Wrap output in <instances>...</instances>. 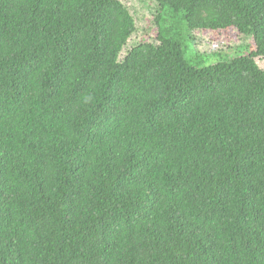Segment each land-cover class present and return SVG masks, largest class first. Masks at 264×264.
<instances>
[{
	"label": "trees",
	"instance_id": "16d2710c",
	"mask_svg": "<svg viewBox=\"0 0 264 264\" xmlns=\"http://www.w3.org/2000/svg\"><path fill=\"white\" fill-rule=\"evenodd\" d=\"M143 1L0 0V264H264V0Z\"/></svg>",
	"mask_w": 264,
	"mask_h": 264
},
{
	"label": "rangeland",
	"instance_id": "374dc122",
	"mask_svg": "<svg viewBox=\"0 0 264 264\" xmlns=\"http://www.w3.org/2000/svg\"><path fill=\"white\" fill-rule=\"evenodd\" d=\"M124 2L131 10L133 11V15L136 16V22L138 26L137 38H149L152 41L155 38L156 27L151 29V32H144V30L150 26L153 20V16L150 11L143 6V0H121ZM201 43L205 42V47H210V49H226L228 47H238L244 43L245 38L240 36L237 31L229 30V31H217V32H205L200 33L197 36ZM252 44V40L250 41ZM134 42H130L129 46ZM258 65L261 69L264 70V59L258 58Z\"/></svg>",
	"mask_w": 264,
	"mask_h": 264
}]
</instances>
